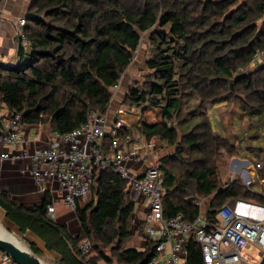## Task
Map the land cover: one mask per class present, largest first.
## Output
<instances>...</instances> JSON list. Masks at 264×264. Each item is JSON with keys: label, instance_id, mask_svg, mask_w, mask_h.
I'll list each match as a JSON object with an SVG mask.
<instances>
[{"label": "trees", "instance_id": "obj_1", "mask_svg": "<svg viewBox=\"0 0 264 264\" xmlns=\"http://www.w3.org/2000/svg\"><path fill=\"white\" fill-rule=\"evenodd\" d=\"M263 17L264 0H33L25 26L31 48L20 46L17 65L0 67V118L2 111H16L22 123L49 124L52 132L63 134L87 121L92 111L105 114L110 89L118 85L147 34L154 47L147 64L156 81L149 92L132 90V98L146 106L142 125L126 127L123 134L141 133L175 144L183 131L189 157L183 158L182 150L159 159L165 175V217L181 212L195 218L200 207L186 198L193 194L213 196L205 210L211 221L232 198L264 202L239 180L221 187L220 158L242 151L236 141L213 130L207 110L236 96L244 110L264 122V66L244 72L252 66L254 52L264 48V23L258 25ZM186 89L197 94L201 110L191 127L183 121L171 124L182 115ZM109 141L108 136L103 140L106 150ZM175 159L184 166L179 178L168 167ZM259 174L264 178V167ZM94 188L95 204L76 207L81 226L76 235L48 216L53 203L49 192L40 205L28 209L0 191V206L21 233H33L46 250L56 252L59 264H111L98 248L93 258L81 252L84 238L91 240L93 251L92 237L111 246L118 264H150L157 242L146 233L141 231L144 250L122 248L137 210L127 182L105 170L96 172ZM141 224L145 231L146 221ZM27 243L38 256L44 254L36 242ZM187 246V264H202L199 243L191 237Z\"/></svg>", "mask_w": 264, "mask_h": 264}, {"label": "built area", "instance_id": "obj_2", "mask_svg": "<svg viewBox=\"0 0 264 264\" xmlns=\"http://www.w3.org/2000/svg\"><path fill=\"white\" fill-rule=\"evenodd\" d=\"M26 24V18L19 19L18 38L20 45L30 50L32 43L25 31ZM263 62L264 48H260L253 54L252 65ZM21 125L18 112L5 113L0 118V144H22ZM126 127L131 126L119 115L109 119L106 113L92 111L87 121L69 132L55 134L47 146L32 152L6 151L0 154V160L30 159V173L40 190L62 194L65 204L74 210L91 195L96 172L113 170L127 182L131 197L136 202L141 198L147 207L145 233L157 242V254L150 264H187V243L191 237L201 246L202 264H264V202L232 198L220 208L214 221L201 208L193 219L181 212L166 218L165 175L156 156L161 141L141 133L124 135ZM106 136L110 137L109 150L104 148ZM239 155L231 158V177H225L224 185L239 180L264 198V178L259 174L263 162L251 163ZM255 183H259L258 189ZM47 214L56 219L54 203ZM79 247L88 256L91 240L84 238ZM252 247L257 250L258 261L250 260Z\"/></svg>", "mask_w": 264, "mask_h": 264}, {"label": "rangeland", "instance_id": "obj_3", "mask_svg": "<svg viewBox=\"0 0 264 264\" xmlns=\"http://www.w3.org/2000/svg\"><path fill=\"white\" fill-rule=\"evenodd\" d=\"M263 23L264 17L258 21V25L261 26ZM146 37L147 35L144 34L142 46L140 47L139 51L134 54L131 64L123 73L118 85L110 89L114 109L116 107V109L124 107L126 110H130L133 114L139 116L138 123L131 126L134 129L142 125V113L146 103L143 101L138 102L137 100L133 99L132 90L137 91V93L149 92L152 82L156 81L153 71L148 67L147 64L149 58L152 57L154 47L152 44L147 43ZM262 66H264V62L249 66L245 68L244 72L250 73L261 68ZM182 103V115L179 118H175L171 124L177 125L179 121H183L185 125H190L191 127L199 120L198 116L201 111L198 108L199 98L195 92L186 89L182 94ZM207 110L213 130L222 136L230 138L232 141H236L238 145L240 144V146H242V153L239 155V157L248 160L251 163H255L256 160L264 161V122L259 120L258 116L251 115L249 110H244L243 104H241V100L239 98L237 99L235 96L234 100L228 103L208 105ZM2 112L5 113V111ZM179 132V140L177 143L171 144L164 140L160 142V146L156 151V156L158 159L167 156H177L179 151L182 150H185V152L183 151L184 153L182 154V157H189L186 153L188 146L185 143V136L183 135V131L180 130ZM231 158L232 157L228 156L227 154H224L218 162L221 187L224 186L223 182L225 177L226 179L231 177ZM168 167L171 172L175 173L177 178L181 176L182 171L184 170V166H182L178 159L172 160ZM253 185L255 189L259 188V183H255ZM54 188H58L57 182L54 183ZM186 198L190 203L200 206L202 211H205L211 203L213 196L204 198L198 194H193L186 196ZM95 202L96 191L94 188L88 199L84 202H81L79 206L83 208L89 206L90 204H95ZM138 208L139 205L137 203V209ZM145 219L146 213L137 210L134 212L129 227L130 236L128 239L123 241L122 248L132 247L139 250H144L146 248V242L144 238L145 235H142V232L145 234V231L143 230L141 224ZM0 227L4 231L5 238L14 241H17L16 239H18V241L20 240V243L22 239V243L28 247V239H26L24 236L21 235L22 237L20 238L19 235L9 229L5 223L0 222ZM92 240L94 248L89 255L90 257L93 258L98 255V253L95 251V248H98V250H102L104 254L111 259V264H118L117 259L112 255L111 246L106 247L93 237ZM115 245H118L117 242ZM249 254L251 255V261L259 260L255 247H252L249 250ZM45 260H47L45 264H59L56 257H45ZM101 262L102 264H108L106 261V263L104 261Z\"/></svg>", "mask_w": 264, "mask_h": 264}, {"label": "crops", "instance_id": "obj_4", "mask_svg": "<svg viewBox=\"0 0 264 264\" xmlns=\"http://www.w3.org/2000/svg\"><path fill=\"white\" fill-rule=\"evenodd\" d=\"M32 2L33 0H0V67L3 69L13 67L18 63V53L21 46L18 38V32L20 30L19 19L27 18L30 14ZM146 38L148 43V37ZM112 103L113 100L106 112L109 119H113L115 116L119 115L130 126L138 123V115L133 114L124 107L119 109H116V107L114 109ZM8 111L9 110H6L5 113ZM20 132L23 136L22 144H18L15 147L0 144V154L6 151L10 153H17L22 150L32 152L35 148L47 146L56 134L52 132L49 124L44 123H22ZM30 166V159L8 158L0 160V191L8 192L13 198H16L20 204L28 209H33L35 206L41 204L45 192H42L34 182L30 173ZM51 196L56 206V219L54 220L60 224L67 225L70 233L76 235L81 230L76 211L65 204L62 194L55 192ZM137 203L139 205L137 211L146 213L147 207L144 204V200L138 198L136 206ZM0 222L5 223L9 229L16 232L20 238L24 236L28 240L36 242L37 246L44 252L41 256H38L24 245L22 239V244L18 239H16L17 241L9 239L42 264H45L47 261L45 257H56L58 259L57 253L46 250L44 248V242L36 235L29 231L21 233L19 228L6 217L5 210L2 206H0ZM8 258L11 257L0 249V264H16L12 258L11 261H7ZM99 264H102V262L100 261Z\"/></svg>", "mask_w": 264, "mask_h": 264}, {"label": "water", "instance_id": "obj_5", "mask_svg": "<svg viewBox=\"0 0 264 264\" xmlns=\"http://www.w3.org/2000/svg\"><path fill=\"white\" fill-rule=\"evenodd\" d=\"M0 249L10 256L16 264H42L24 249L6 238L0 237Z\"/></svg>", "mask_w": 264, "mask_h": 264}, {"label": "bare ground", "instance_id": "obj_6", "mask_svg": "<svg viewBox=\"0 0 264 264\" xmlns=\"http://www.w3.org/2000/svg\"><path fill=\"white\" fill-rule=\"evenodd\" d=\"M0 237L5 238V237H4V231L1 229V227H0ZM6 239H7V238H6Z\"/></svg>", "mask_w": 264, "mask_h": 264}]
</instances>
